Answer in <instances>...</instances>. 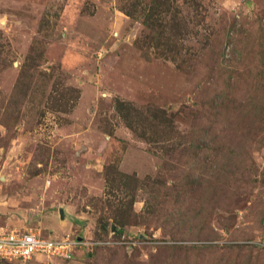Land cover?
Returning a JSON list of instances; mask_svg holds the SVG:
<instances>
[{
	"label": "rangeland",
	"instance_id": "374dc122",
	"mask_svg": "<svg viewBox=\"0 0 264 264\" xmlns=\"http://www.w3.org/2000/svg\"><path fill=\"white\" fill-rule=\"evenodd\" d=\"M47 223L88 245L26 264H264V0H0V232Z\"/></svg>",
	"mask_w": 264,
	"mask_h": 264
},
{
	"label": "built area",
	"instance_id": "2783aa9c",
	"mask_svg": "<svg viewBox=\"0 0 264 264\" xmlns=\"http://www.w3.org/2000/svg\"><path fill=\"white\" fill-rule=\"evenodd\" d=\"M86 245L81 238L70 235L42 238L33 230L0 232V258L19 264H26L37 256L69 260L74 251Z\"/></svg>",
	"mask_w": 264,
	"mask_h": 264
},
{
	"label": "crops",
	"instance_id": "0c3cea01",
	"mask_svg": "<svg viewBox=\"0 0 264 264\" xmlns=\"http://www.w3.org/2000/svg\"><path fill=\"white\" fill-rule=\"evenodd\" d=\"M14 212H16V211H14ZM47 225V230L49 231V235H48V237H45V238H58V236L57 235H59L58 234V229H57V225L56 224H54V223H51L49 226H48V223L46 224ZM46 227V226H45ZM25 230H32V229H24V230H19V231H25ZM40 234V233H39ZM41 235V234H40ZM42 236V235H41ZM44 237V236H43ZM42 237V238H43ZM37 257H35L34 259H36ZM33 259V260H34Z\"/></svg>",
	"mask_w": 264,
	"mask_h": 264
}]
</instances>
